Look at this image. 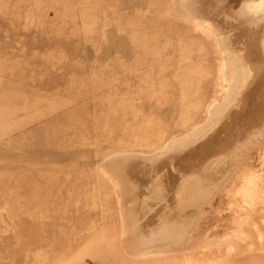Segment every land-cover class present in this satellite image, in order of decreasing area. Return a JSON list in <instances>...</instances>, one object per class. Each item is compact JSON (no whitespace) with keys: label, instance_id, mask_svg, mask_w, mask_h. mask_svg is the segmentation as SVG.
Wrapping results in <instances>:
<instances>
[{"label":"rangeland","instance_id":"rangeland-1","mask_svg":"<svg viewBox=\"0 0 264 264\" xmlns=\"http://www.w3.org/2000/svg\"><path fill=\"white\" fill-rule=\"evenodd\" d=\"M0 264H264V1L0 0Z\"/></svg>","mask_w":264,"mask_h":264},{"label":"bare ground","instance_id":"bare-ground-1","mask_svg":"<svg viewBox=\"0 0 264 264\" xmlns=\"http://www.w3.org/2000/svg\"><path fill=\"white\" fill-rule=\"evenodd\" d=\"M260 1H264V0H260ZM147 25H145V27H146ZM242 31H244V29H241ZM253 61H254V59H253ZM250 62V65H251V68H249V70H251V71H255V68H254V65H253V63L254 62ZM259 79H260V77L259 76H257L256 74H253V75H251L250 76V78H249V80L248 81H250V84H252V80H254L256 83L255 84H259ZM254 84V83H253ZM252 84V85H253ZM256 86V85H255ZM255 86H254V88H255ZM122 165H123V168L124 169H128L127 167L129 166L130 167V160H124L123 159V161H122ZM250 177L249 176H247L246 178H244V179H242V182H244V181H247L248 179H249ZM185 185L186 184H184L183 185V189H182V191L180 192V198H181V200H186V191L184 190V188H186L185 187ZM253 190H254V188H253ZM184 191V192H183Z\"/></svg>","mask_w":264,"mask_h":264}]
</instances>
